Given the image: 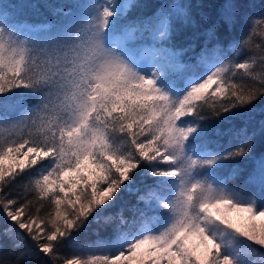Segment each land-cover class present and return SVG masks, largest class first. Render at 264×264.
<instances>
[{
  "label": "snow or ice",
  "instance_id": "snow-or-ice-1",
  "mask_svg": "<svg viewBox=\"0 0 264 264\" xmlns=\"http://www.w3.org/2000/svg\"><path fill=\"white\" fill-rule=\"evenodd\" d=\"M256 217L264 0H0V264H264Z\"/></svg>",
  "mask_w": 264,
  "mask_h": 264
},
{
  "label": "trees",
  "instance_id": "trees-1",
  "mask_svg": "<svg viewBox=\"0 0 264 264\" xmlns=\"http://www.w3.org/2000/svg\"><path fill=\"white\" fill-rule=\"evenodd\" d=\"M65 2H73V0H65ZM83 3H92L93 0H81ZM186 2V0H184ZM261 0H255L256 4H259ZM254 11L258 12L259 9L256 8ZM258 18V17H257ZM35 19V17H33ZM256 43H259V37L254 38ZM242 51H247V49H242ZM242 59V57H240ZM257 71H260L259 66H257ZM120 217L116 216L112 220H106L104 217H101L99 221L92 223L90 227L81 232L74 242H71L68 246L65 247L64 251L66 253H95L103 254L106 249L105 236L106 231L111 227L118 225L120 223ZM126 219L129 224L132 223L131 217L126 216ZM264 223V220L261 222ZM35 259V258H34ZM250 260L254 261L255 264H261V257L255 255L249 257Z\"/></svg>",
  "mask_w": 264,
  "mask_h": 264
},
{
  "label": "rangeland",
  "instance_id": "rangeland-1",
  "mask_svg": "<svg viewBox=\"0 0 264 264\" xmlns=\"http://www.w3.org/2000/svg\"><path fill=\"white\" fill-rule=\"evenodd\" d=\"M9 163V161H5V164ZM229 219L232 220L233 223L237 224L239 227H247L248 226V214L241 213L237 211L227 212ZM264 220V217H256V223L260 224Z\"/></svg>",
  "mask_w": 264,
  "mask_h": 264
}]
</instances>
